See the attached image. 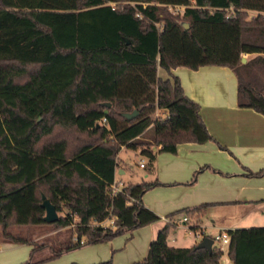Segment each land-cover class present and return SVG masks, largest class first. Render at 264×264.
<instances>
[{
  "label": "trees",
  "instance_id": "16d2710c",
  "mask_svg": "<svg viewBox=\"0 0 264 264\" xmlns=\"http://www.w3.org/2000/svg\"><path fill=\"white\" fill-rule=\"evenodd\" d=\"M173 4L184 6L173 11ZM248 9L260 12L247 17ZM262 12L264 0H0V223H47L44 194L65 208L50 223L71 225L75 235L40 260L33 255L41 246L32 244L19 264H40L158 218L141 202L155 181L110 193L120 147L138 150L151 167L153 146L174 152L178 142L211 135L178 77L157 76V66H229L238 105L264 114ZM242 53L253 55L241 60ZM133 109L132 118L123 115ZM205 206L183 210L197 211L198 220ZM110 213L113 223H100ZM169 226L129 264H219L223 251L215 245L168 244ZM225 231L232 264H264V226Z\"/></svg>",
  "mask_w": 264,
  "mask_h": 264
},
{
  "label": "crops",
  "instance_id": "0c3cea01",
  "mask_svg": "<svg viewBox=\"0 0 264 264\" xmlns=\"http://www.w3.org/2000/svg\"><path fill=\"white\" fill-rule=\"evenodd\" d=\"M156 72L161 78L178 77L184 93L199 104L200 117L211 138L204 142H178L174 152L160 151L159 146H153L155 158L151 167L141 156L145 165L140 180L155 181L144 190L141 202L158 215L156 220L108 240L64 251L40 264H70L72 261L88 264L105 259H110L112 264H129L145 256L150 240L165 223L170 225L167 243L173 246L197 243L198 234L189 230L192 223L206 233V228L217 232L264 226V114L238 105L237 79L229 66L178 65L169 71L157 66ZM122 149L117 153L120 165L115 166L114 177L124 182L119 175L130 169L119 155ZM201 204L206 206L198 220L197 211L183 210ZM183 216L187 219L183 220ZM187 234L190 242H179L188 239ZM29 241L18 243L1 238L0 264L23 262L26 256L22 250L30 251L33 244ZM43 247L35 254L44 251ZM48 255L42 253L36 260ZM219 264H232L226 248Z\"/></svg>",
  "mask_w": 264,
  "mask_h": 264
},
{
  "label": "rangeland",
  "instance_id": "374dc122",
  "mask_svg": "<svg viewBox=\"0 0 264 264\" xmlns=\"http://www.w3.org/2000/svg\"><path fill=\"white\" fill-rule=\"evenodd\" d=\"M257 12L259 11L255 9H248L247 17H253V15H255ZM177 19L179 21H185L181 15H179ZM252 55L253 54L251 53H242V56L244 57V59L251 57ZM156 114L157 113L155 112L154 114H152V116ZM143 138L145 139V136ZM122 147L124 149L120 151L119 155L127 162L130 170H126L124 174L119 175V176L122 177L125 183H127V181H137V180L139 181L144 173V168L138 165V159L142 155L139 154L138 152H134L132 149L127 148L123 145L120 147V149ZM117 160H118L117 165H120V161L118 158ZM57 212L58 214L64 213L65 208H62L61 210H57ZM76 219L77 217L75 216V220ZM206 231H207V234H214L216 232V230H212L210 228H206ZM72 232H73V226L71 225L59 227V226H55L52 223H43V224H14V223H11L6 226H3L0 224V239L2 238V239L10 240L8 235H12V236H18V237L25 238L27 241L31 240L29 242H32L36 246H41V247L44 246L43 247L45 248L44 251H42L40 254L36 253L33 255L34 259H37L39 255H42V253L43 255L50 254L53 250L60 247V245H62L68 239L74 238L75 235H73L72 237ZM187 235H188L187 237H189L188 239L184 241H179V242H185V243L190 242L189 241L190 236L189 234ZM202 236L203 235L195 236V242H198ZM22 251H24V256H26L24 257L25 259H23L24 261L28 257L29 249L25 248ZM79 251L81 250H78V252ZM78 252H75V253H78ZM50 259H53V258H50Z\"/></svg>",
  "mask_w": 264,
  "mask_h": 264
},
{
  "label": "built area",
  "instance_id": "2783aa9c",
  "mask_svg": "<svg viewBox=\"0 0 264 264\" xmlns=\"http://www.w3.org/2000/svg\"><path fill=\"white\" fill-rule=\"evenodd\" d=\"M111 3V2H109ZM112 4V3H111ZM184 5H178V4H173V5H169V7L171 9H173V11H176V10H181L183 8ZM260 12V11H259ZM102 120H104V118H102ZM138 165L139 166H144L145 165V161L144 159L141 157L139 160H138ZM123 182L121 180H117L115 177L113 179V181L110 183L109 185V191L111 194H114L116 193L117 191H119L122 186H123ZM115 219V215H112L111 213L100 223H104V224H112L113 221ZM183 220H186L187 217L186 216H183L182 217ZM190 228V227H189ZM189 230H192L194 231L195 233H197L198 235H209L212 240H213V245H215L218 249L224 251L225 248H226V245L228 244L229 242V234L224 230H219L217 232H215L214 234H207L206 232L202 231V230H199L198 228L196 229H189ZM75 238V237H74Z\"/></svg>",
  "mask_w": 264,
  "mask_h": 264
},
{
  "label": "water",
  "instance_id": "95a60500",
  "mask_svg": "<svg viewBox=\"0 0 264 264\" xmlns=\"http://www.w3.org/2000/svg\"><path fill=\"white\" fill-rule=\"evenodd\" d=\"M184 27H187V23H184ZM127 41V40H126ZM241 60H244V57H241ZM106 105H109V102H105ZM137 111L133 109L130 112H123V115L127 118H132L135 116ZM41 205L44 207L43 219L47 222H53L58 218V212L54 204L47 198L44 194L41 195ZM213 246V240L209 235H204L201 239L195 244V247H204L208 251H211Z\"/></svg>",
  "mask_w": 264,
  "mask_h": 264
}]
</instances>
